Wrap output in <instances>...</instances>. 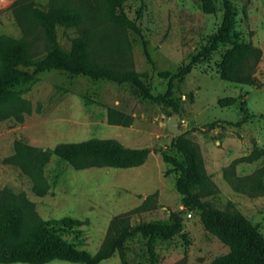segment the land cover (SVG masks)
<instances>
[{"label":"rangeland","instance_id":"rangeland-1","mask_svg":"<svg viewBox=\"0 0 264 264\" xmlns=\"http://www.w3.org/2000/svg\"><path fill=\"white\" fill-rule=\"evenodd\" d=\"M52 1L0 0V36L24 39L34 59L46 56L53 44L29 9L48 10ZM56 1L84 14L78 25L56 26L62 49L71 51L78 40L91 62L134 70L156 96L167 92L172 75L220 31L226 1L234 16L229 41L196 63L183 79L173 80L177 109L162 98L141 96L130 83L60 69L37 74L18 105L7 107L0 120V216L6 192L24 195L44 220L71 217L86 222L85 248L93 255L126 230L179 221L180 231L169 239L134 232L100 264H213L232 248L206 228L201 209L186 205L177 189L178 172L163 156L180 158L174 145L177 135L167 125L176 115L179 135L194 145L208 175L201 201L240 212L264 235V175L255 188L248 181L246 191L236 189L225 175L231 166L240 177L264 168V0H145L144 5L142 0H127L125 12L138 21L142 35L106 17L102 0ZM249 43L262 50L260 59H242V47ZM225 63L253 71L260 84L225 78ZM96 138L151 152L139 166L117 168L75 166L48 151L62 142ZM29 146L43 151L28 153ZM40 155L47 158L50 185L44 195L34 192Z\"/></svg>","mask_w":264,"mask_h":264},{"label":"trees","instance_id":"trees-1","mask_svg":"<svg viewBox=\"0 0 264 264\" xmlns=\"http://www.w3.org/2000/svg\"><path fill=\"white\" fill-rule=\"evenodd\" d=\"M106 17L139 35L142 29L138 21L131 19L125 12L124 3L127 0H102ZM145 0H142L144 5ZM38 21L47 29L52 42V50L43 58L34 59L25 44L24 39L0 36V120L5 118L4 110L15 107L22 100L23 94L38 79L37 74L53 69L67 70L73 74H86L96 79H108L117 83H130L143 97L157 100L162 98L178 108L172 97L173 80L183 79L191 72L196 63H201L221 44L229 41L232 30L231 20L234 12L229 1H226V13L223 26L215 34L191 63L180 67L172 75L169 88L164 95H154L142 76L134 70L123 71L100 66L91 62L86 51L77 40L71 51L61 48L57 41L58 24L75 26L83 21V11L78 7H70L64 1H52L48 10L37 7L29 9ZM141 12V10L139 11ZM242 59L254 56L260 59L262 50L249 43L242 47ZM226 65L224 77L247 85H259L255 73L240 66ZM228 105L233 104L228 100ZM246 105V102H242ZM245 113L248 114L247 109ZM175 148L180 158L163 153L167 162L171 163L178 172L177 189L183 196L184 202L191 208L201 209L204 225L208 230L218 235L228 243L232 251L217 258L213 264H264V235L259 228L238 211H222L210 202H202L201 188L207 180V172L194 145L177 135L174 139ZM28 153L41 152V148L29 146ZM60 161H67L75 166L89 164L107 165L117 168H131L143 164L150 154L149 148H131L116 139H89L81 142H62L52 150ZM47 158L40 155L37 158L38 169L34 178V192L44 195L50 188L45 174ZM60 174L54 177L58 183ZM257 174L259 176L257 177ZM257 174L237 176L231 166L226 170V179L239 191H246L248 181L253 182L252 188L264 175V168ZM254 195V191H247ZM0 216V264H48L55 260L69 261L82 264H100L112 257L122 247L125 239L136 231L146 236L158 235L169 239L177 234L181 225L173 221L167 225L146 224L134 230L124 231L121 236L114 238L107 246L93 255L85 246L88 229L86 222L65 217L61 219H42L34 210L31 202L24 196H16L6 192L2 198ZM18 228H17V227ZM15 228L18 233H15ZM124 264H127L126 262Z\"/></svg>","mask_w":264,"mask_h":264},{"label":"water","instance_id":"water-1","mask_svg":"<svg viewBox=\"0 0 264 264\" xmlns=\"http://www.w3.org/2000/svg\"><path fill=\"white\" fill-rule=\"evenodd\" d=\"M167 125L170 131H172L174 134L179 135L181 134L182 130L178 126L177 122V116L176 115H171L167 121Z\"/></svg>","mask_w":264,"mask_h":264},{"label":"built area","instance_id":"built-area-1","mask_svg":"<svg viewBox=\"0 0 264 264\" xmlns=\"http://www.w3.org/2000/svg\"><path fill=\"white\" fill-rule=\"evenodd\" d=\"M189 216H192V213L191 212L189 213Z\"/></svg>","mask_w":264,"mask_h":264}]
</instances>
